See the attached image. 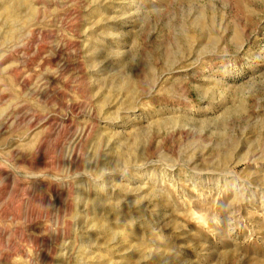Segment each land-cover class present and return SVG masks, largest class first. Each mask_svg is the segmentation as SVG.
I'll use <instances>...</instances> for the list:
<instances>
[{
    "label": "rangeland",
    "instance_id": "rangeland-1",
    "mask_svg": "<svg viewBox=\"0 0 264 264\" xmlns=\"http://www.w3.org/2000/svg\"><path fill=\"white\" fill-rule=\"evenodd\" d=\"M0 264H264V0H0Z\"/></svg>",
    "mask_w": 264,
    "mask_h": 264
}]
</instances>
